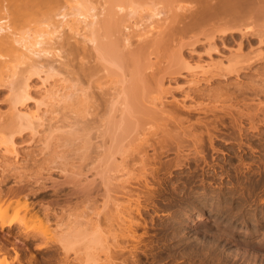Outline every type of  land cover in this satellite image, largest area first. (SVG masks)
<instances>
[{
	"label": "rangeland",
	"instance_id": "1",
	"mask_svg": "<svg viewBox=\"0 0 264 264\" xmlns=\"http://www.w3.org/2000/svg\"><path fill=\"white\" fill-rule=\"evenodd\" d=\"M1 1L15 24L33 26L42 18L37 9L31 10L28 0ZM89 1L97 7L94 13L100 8L99 4L105 2ZM15 6L21 9V14L16 12ZM163 9L165 12L154 19L165 17L167 26L164 25V31L154 39L134 41L137 26L140 24L143 28L148 22L146 18L140 19V14L146 15L148 10L135 13L129 20L132 25L129 34L133 36L132 42L137 43L128 49L140 61L148 57L154 64L152 69L143 72V78L148 100L156 104L148 105L149 114L140 123L137 133H144L150 143L161 140L172 147L158 155L166 164L174 159L176 145L192 151L194 138H202L209 160L223 163L225 168L230 162V178L215 179L211 186L197 185L198 182L191 181L192 161L189 167L182 169L166 165L168 167L157 174V180L147 179L149 186L156 189V208L150 202L144 203L146 195L141 193V203L146 206L143 204L134 210L138 218L134 221L136 237L119 236V247H113L108 237L120 221L115 208L123 209L128 204L129 190L139 188L133 174L127 176L126 173L132 169L140 146L135 141L123 155H117L118 170L110 172L107 185L102 182L98 159L108 137L103 132L100 117L110 107L119 83L102 67L91 43H79L77 39L81 38L76 36L69 40L71 53L64 52L63 64L53 63L58 64L57 74L46 82L45 67L39 74H27L31 98L20 109L37 114L39 120L33 128L14 135L17 148L22 152L20 161L24 159L19 161L24 163L21 170H10L15 164L14 158L9 152L4 153L0 145L3 168L0 207L5 208L4 214H14L24 222L11 227L3 223L0 227V264L84 262V253L70 252L66 256L58 243L59 233L75 223L84 227L98 224L105 233V245L110 249H97L95 262L91 264H132L130 260H123L127 253L122 255L120 250L128 249L130 246L125 245L129 243L136 244L139 238L144 241L145 249L138 251L140 264H264V140L257 135L258 131L264 134V18L259 16L264 3L241 4L225 11L217 9L220 17L202 20L181 16L185 12L176 7ZM128 10L117 9L120 15ZM200 11L197 8V12ZM102 17L99 15L100 19ZM62 31L63 36L71 35L66 27ZM238 51L249 59L239 62ZM234 55L239 57L237 63L229 68L220 65ZM9 59L8 52L1 49L0 62ZM182 61L210 64L214 68L203 76L204 81L195 83ZM6 84L0 83V111L4 115L0 119V136L4 138L12 127L11 94ZM67 85L73 86V94L80 100L84 98L80 88H84L86 102L64 104L61 95ZM44 86L55 91L54 98L46 97L48 92L44 91ZM160 98L162 106L157 105ZM80 109H85V114ZM231 117H239L241 121L244 134L241 148ZM213 121L221 134L214 138L216 150L209 147L206 134L207 127L212 132ZM75 125H85L88 130L90 146L86 150L79 147L81 139L64 143L60 138L71 129L76 130ZM145 148L153 155L152 147L145 144ZM219 181H222L221 189L216 186ZM230 186L226 193L229 196L224 195L222 192ZM200 192L207 196L199 198ZM231 194H234L233 199ZM57 220L61 222L59 231H48L47 225ZM142 231L145 233L141 234Z\"/></svg>",
	"mask_w": 264,
	"mask_h": 264
},
{
	"label": "bare ground",
	"instance_id": "2",
	"mask_svg": "<svg viewBox=\"0 0 264 264\" xmlns=\"http://www.w3.org/2000/svg\"><path fill=\"white\" fill-rule=\"evenodd\" d=\"M28 2L30 3L31 10L37 9L38 13L42 15V18L33 26L18 25L15 24L14 20V22H12L11 18L13 17H10L11 15L8 13L7 6L3 4L2 1L0 2V12L3 13V15H0V50L5 49L10 55V59L7 62H0V83H7L10 89V123L12 124L11 132L8 137L4 138L0 136V145L2 146V151H5L4 153L9 152L14 158L15 164L10 170L18 171L24 167V163H20L24 161V159L20 161L22 152L20 153V148H17V141H15L17 139H14V135L22 132L24 129L33 128L39 120L37 114L21 112L22 108L20 109V107H24L25 102L31 98L27 82L29 77L27 74H39L42 70H45V67L46 70L44 72L46 76L44 82H46L49 77L57 74L56 71L58 72V70L56 68L58 64H63V60L65 59L64 52L68 55L71 53L69 40L78 36L81 38L80 40L77 39L79 43L86 41L91 43V49L94 51L95 57L102 62V67L104 66L103 68L106 69L108 73L113 74L117 78V82L119 83L118 90L111 98L110 107L103 117H100L103 132L106 133L108 137L107 144L104 145V150L98 159V162L100 161L102 166V182L107 185L110 180V172L118 170L119 164L116 161L117 155H123L127 147L132 145L135 141H138V145L140 146L137 157L134 158L132 169L126 173L127 176L133 174V179L136 180L138 183L136 186H139V188L132 187L129 190L126 200L128 204L123 209L115 208V212L118 214L120 221L117 222L116 227L108 237L113 247H119V236L136 237L137 229L134 227V221H137L138 218L134 215L135 209H139L140 206H143L146 202H150V205L156 208L154 204L156 189L149 186L150 184L147 182V179L150 177L152 180H157V174L163 170L166 165L170 164L176 168L182 169L183 167H189L192 161L194 165L192 171L194 174L191 181L193 183L198 182L197 185L211 186L215 182V179L223 180L224 177L230 178L232 168L230 162L229 166L225 168L223 163L214 162L212 158L209 160L208 155L204 151V139L202 138H194V149L192 151L185 150L182 146L176 145V155L174 159L166 164L158 159V155L167 152L169 149H172V147L161 140L150 143L146 139L144 133H137V128L140 123L144 120V117L149 114L150 107L148 105L156 104L153 100H148L147 87L143 78V72L152 69L154 64L151 63L148 57V60L146 58V61H140L128 48L138 41L141 42L146 39H154V37L156 38V36L164 31L163 26L166 25L164 24L166 18L154 19L156 15L165 12L163 8L176 7L185 12L181 13V16L202 20L220 17L221 12H218L217 9L222 8L225 11L241 4L264 3V0H189L187 3L181 0H105V2L99 4L100 8L95 13L93 11L97 9V7L89 0H28ZM105 3H107L108 6H106ZM182 3L186 4L183 5ZM194 6H196V8L192 10L191 8ZM197 8H200L201 11L197 12ZM15 9L16 12L18 11V14L22 13L20 8L15 6ZM117 9L119 11L122 9L129 10L123 13V15H120ZM144 10H148L149 12L146 15L140 14V19L146 18V20H148L146 23L148 24L145 23V25H142L143 28L140 27V24L137 26L138 30L133 34L135 38L134 41L137 42H132L133 36L129 34L132 25L129 23V20L135 13H140ZM174 13L178 14L176 10H174ZM99 15L103 17L100 19ZM259 16L264 18V10L259 12ZM56 17L58 19H56ZM150 19L151 21L149 22ZM63 27H66V30H69L71 35L63 36ZM120 27H122L121 30ZM243 54L244 53L241 54V52L236 54L241 55L239 56L240 61L238 60L239 57L234 55L235 57L226 58L225 64L221 62L220 65H225V68H229L232 64L238 61L241 62V60L245 58L242 57ZM245 55L247 57V53ZM248 56L250 57V55ZM248 59L247 57V59L245 58L244 60ZM53 63L58 64L54 66ZM185 63L189 71L188 75L192 77H190L192 82L195 80V83L196 81H204L206 73L212 71L214 68L212 67L213 65L211 66L210 64H190L191 62L189 63V61ZM24 74L26 76H24ZM73 85H75V83ZM46 88L47 87H45V89ZM72 88V85L65 86L66 91L61 95V98L64 97V100L62 99L64 104L69 105L77 103V105H82V101L85 103L87 93L84 88H80L84 96L81 100L78 95L76 96V94H73L74 90ZM45 89L44 91L48 92L46 97L54 98L53 94H55V91H53V89L52 91L49 90L50 88ZM43 101L42 99L40 103H43ZM163 104L162 98H160L157 105L162 106ZM80 110L85 114V109ZM76 113L78 114V112ZM2 116L4 115H2L0 111V119ZM231 118L232 127H235L238 131L239 140L237 144L238 147L241 148L244 144L242 141L244 134L241 121L239 117ZM221 124L223 125V122H221ZM78 126L76 130L72 127L73 129L60 138H62L61 140H63L64 143H72L76 139H81L82 142L79 147L86 150L90 146V139L87 136L88 130L85 125ZM205 126L207 127L206 124ZM208 128L209 127H207L208 131L206 132L208 145L212 150H216L213 146L214 138L220 137L221 134L218 132L219 129L215 121H213L210 126L213 133L209 132ZM257 135L264 140L263 133L258 131ZM224 140L227 141L226 143L230 142L227 139ZM48 142L49 141H47L46 146ZM145 144L153 148V155L150 156L147 153ZM239 157L240 160H242L241 155H239ZM147 166H149V168ZM2 169L0 164V175ZM221 183L222 181H219L216 185L219 189H221ZM143 188L146 190H143ZM230 188L231 186L227 188V191L225 190L222 193L227 195L226 193ZM141 193L146 195L144 196L143 204L140 200ZM206 196L205 193H201L199 198ZM233 196L234 194H231L230 197L233 199ZM144 206L146 205L144 204ZM201 208L202 207L198 208L199 211ZM4 210L5 208L0 207V227L3 223L5 227H11L17 222L19 224L24 223L20 222V219L18 220L14 214H4ZM210 210H212V208ZM49 221L50 220H48V222ZM51 224L47 225L49 228L48 231L58 232L61 222L57 220L52 226ZM53 225H55V227ZM143 233L145 232L142 231L141 234ZM59 234L58 243L66 256L70 252L72 254L77 253V251L84 253L86 260L84 262L80 260L79 264L94 263V252L97 249L109 248V246L106 247L105 245V233L99 228L98 224H96L95 227H84L81 223H75ZM122 241L127 242L128 239H122ZM136 241V244L129 243L125 245L130 246L128 249L122 248L120 250L122 255L127 253V258L123 260H130L132 264H140L138 251L143 249L142 245L144 244L141 238ZM144 251L145 249H143V252Z\"/></svg>",
	"mask_w": 264,
	"mask_h": 264
}]
</instances>
